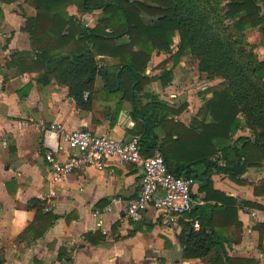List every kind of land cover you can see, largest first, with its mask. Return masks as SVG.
<instances>
[{"label":"trees","instance_id":"16d2710c","mask_svg":"<svg viewBox=\"0 0 264 264\" xmlns=\"http://www.w3.org/2000/svg\"><path fill=\"white\" fill-rule=\"evenodd\" d=\"M19 0H0L12 5ZM36 11L28 18L27 33L33 53L14 54L20 74L36 72L45 88L53 80L67 87L77 108H92L95 82L101 76L102 59L115 64L107 69L105 87L109 102H132L141 153L164 156L169 170L178 178L193 179L192 198L204 195L203 205L179 219V242L183 260H208V264H257L254 259L232 257L227 249L243 239L241 210L264 208L257 203L236 200L214 190L212 175L226 176L237 185H248L247 174L264 171V60L249 36L258 31L264 37V0H26ZM80 16L99 13L97 24ZM1 12V11H0ZM179 43L175 44V39ZM164 54L160 81H173L174 69L182 59H192L201 78L220 83L203 93L210 95L188 128L166 115L180 116L186 109L169 108L164 102L143 105L142 94L153 79L145 76L154 55ZM28 70L21 69V63ZM169 67L172 69L168 70ZM28 87L27 89H29ZM89 93L85 100L84 95ZM145 97V96H144ZM150 98V97H147ZM164 112L165 115H160ZM249 131V135L238 136ZM165 133L160 140L159 133ZM189 141L185 153L184 142ZM220 156L216 162V159ZM223 162L224 166L219 163ZM255 197H264V179L253 185ZM57 218L39 205L33 223L22 240L37 241L45 236ZM200 229L196 231L194 224ZM259 234L258 250L264 256V222L254 226ZM214 254V255H213ZM60 262L69 263L65 250Z\"/></svg>","mask_w":264,"mask_h":264},{"label":"crops","instance_id":"0c3cea01","mask_svg":"<svg viewBox=\"0 0 264 264\" xmlns=\"http://www.w3.org/2000/svg\"><path fill=\"white\" fill-rule=\"evenodd\" d=\"M0 11V264H208V260H183L178 239L181 228L178 232L164 228L155 210L148 209L139 223L127 218L129 202L140 194L143 175L140 166L109 159L103 171L88 168L56 185L50 184L51 169L45 154L57 148L58 140L42 133L39 124L61 123L70 131L88 130L125 142L135 137L137 124L145 123L134 117V103L119 105L118 101H107V82L102 75L95 82L92 108L83 111L77 108L67 87L53 80L41 89L38 73L20 74L12 56L33 53L31 40L23 28L28 18L36 16V11L26 0L12 5L0 2ZM69 13L85 22L93 20L90 27L98 22L99 13L80 16L76 8H70ZM166 59L164 54L154 55L148 65L145 76L154 81L145 87L142 103H153L152 97H156L172 109L185 104L187 107L180 116L166 117L196 128L198 112L210 98L203 93L212 85L200 89L176 86L174 75L183 71L187 61L184 58L174 69L172 83L164 87L159 66ZM102 60L106 72L115 64L111 59ZM27 62L21 63V69L28 70L30 60ZM197 74L201 79L198 71ZM243 135L240 132L238 136ZM157 136L161 143L165 133ZM188 144L186 139L184 148ZM74 155L68 149L55 154L60 161ZM245 179L249 183L245 186L217 174L212 175L211 181L214 190L264 208V197H255L253 188L264 179V171L251 172ZM203 198L204 195L198 197V205L204 204ZM39 205L57 220L43 238L22 240L21 235L33 223ZM254 211L259 213L257 219L243 210L238 212L243 239L227 251L232 257L264 264V256L258 250L259 234L253 230L256 224L264 222V211ZM60 250L66 251L69 263L58 260Z\"/></svg>","mask_w":264,"mask_h":264},{"label":"built area","instance_id":"2783aa9c","mask_svg":"<svg viewBox=\"0 0 264 264\" xmlns=\"http://www.w3.org/2000/svg\"><path fill=\"white\" fill-rule=\"evenodd\" d=\"M92 23L93 20H89L86 26L90 27ZM88 97L89 93H86L85 100ZM38 129L58 140L57 148L45 154V161L51 169V185H56L65 177L88 168L103 171L107 161L115 158L120 164L138 165L143 171L140 194L131 200L127 207L126 216L130 221L141 222L144 213L153 209L159 214L160 223L164 228L178 232L180 217L190 213L197 204L191 195L195 181L176 177L169 170L160 150H156L152 157L142 156L138 137L125 144L110 136H99L88 130L70 131L61 123H41ZM66 149L74 151L75 155L66 161L58 160L55 154ZM48 211L45 209V212ZM243 212L254 219L259 216L254 210L245 208ZM193 227L196 231L200 229L198 223Z\"/></svg>","mask_w":264,"mask_h":264},{"label":"rangeland","instance_id":"374dc122","mask_svg":"<svg viewBox=\"0 0 264 264\" xmlns=\"http://www.w3.org/2000/svg\"><path fill=\"white\" fill-rule=\"evenodd\" d=\"M258 31L253 32L249 37L250 44L257 46L256 53L259 55L261 60H264V37L257 33ZM179 43V38L175 39V44ZM185 67L182 72L178 73L176 76L174 75V82H176V86H184L186 88H197L200 89L202 86L212 85L210 88L218 85L220 81H208L204 78H199L197 74V65L196 63L189 58H186ZM244 135H249V131H243Z\"/></svg>","mask_w":264,"mask_h":264},{"label":"water","instance_id":"95a60500","mask_svg":"<svg viewBox=\"0 0 264 264\" xmlns=\"http://www.w3.org/2000/svg\"><path fill=\"white\" fill-rule=\"evenodd\" d=\"M100 71H101V75L103 78L106 77V71H105V67L104 66H100ZM133 138H129L128 140L125 141V144H128L129 142L132 141Z\"/></svg>","mask_w":264,"mask_h":264}]
</instances>
